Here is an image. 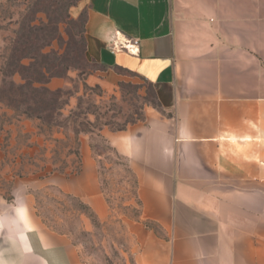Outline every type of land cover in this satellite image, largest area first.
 Returning a JSON list of instances; mask_svg holds the SVG:
<instances>
[{
    "label": "crops",
    "instance_id": "obj_1",
    "mask_svg": "<svg viewBox=\"0 0 264 264\" xmlns=\"http://www.w3.org/2000/svg\"><path fill=\"white\" fill-rule=\"evenodd\" d=\"M80 14L93 78L147 97L141 120L106 133L135 179L137 264H264V0H80ZM128 40L137 53L111 50ZM56 182L93 210L106 201L88 143ZM0 264L88 262L14 206Z\"/></svg>",
    "mask_w": 264,
    "mask_h": 264
},
{
    "label": "rangeland",
    "instance_id": "obj_2",
    "mask_svg": "<svg viewBox=\"0 0 264 264\" xmlns=\"http://www.w3.org/2000/svg\"><path fill=\"white\" fill-rule=\"evenodd\" d=\"M79 1L0 0V211L66 233L88 264H137L135 181L106 133L141 120L147 97L93 78L103 68L85 55ZM83 143L106 200L97 210L56 182L75 174Z\"/></svg>",
    "mask_w": 264,
    "mask_h": 264
},
{
    "label": "built area",
    "instance_id": "obj_3",
    "mask_svg": "<svg viewBox=\"0 0 264 264\" xmlns=\"http://www.w3.org/2000/svg\"><path fill=\"white\" fill-rule=\"evenodd\" d=\"M119 49H125L126 51L132 54L137 53V41L128 40V41H125L124 44L113 42L111 46V50L115 52Z\"/></svg>",
    "mask_w": 264,
    "mask_h": 264
},
{
    "label": "trees",
    "instance_id": "obj_4",
    "mask_svg": "<svg viewBox=\"0 0 264 264\" xmlns=\"http://www.w3.org/2000/svg\"><path fill=\"white\" fill-rule=\"evenodd\" d=\"M110 144V143H109ZM111 146V145H110ZM111 148V150L115 153V154H117V155H119L114 149H113V147L111 146L110 147ZM126 161V160H125ZM80 166H81V155L79 156V162H78V167H77V170L75 171V172H73V173H77L78 171H79V169H80ZM126 166H127V162H126ZM127 169H128V171L131 173V171H130V169H129V167L127 166ZM131 175L133 176V174L131 173ZM133 178H134V176H133ZM134 181H135V179H134ZM139 203V202H138Z\"/></svg>",
    "mask_w": 264,
    "mask_h": 264
}]
</instances>
